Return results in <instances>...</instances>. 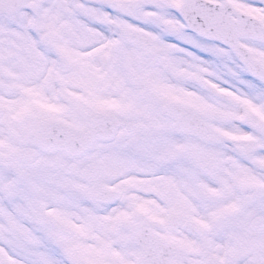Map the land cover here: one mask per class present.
<instances>
[{
	"label": "snow or ice",
	"instance_id": "6c2138e0",
	"mask_svg": "<svg viewBox=\"0 0 264 264\" xmlns=\"http://www.w3.org/2000/svg\"><path fill=\"white\" fill-rule=\"evenodd\" d=\"M0 264H264V0H0Z\"/></svg>",
	"mask_w": 264,
	"mask_h": 264
}]
</instances>
